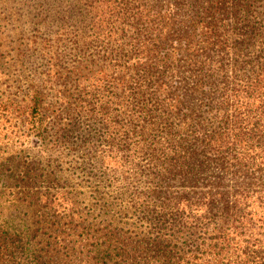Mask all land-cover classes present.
<instances>
[{"label":"trees","instance_id":"obj_1","mask_svg":"<svg viewBox=\"0 0 264 264\" xmlns=\"http://www.w3.org/2000/svg\"><path fill=\"white\" fill-rule=\"evenodd\" d=\"M15 3L56 160L0 165V264H264V0Z\"/></svg>","mask_w":264,"mask_h":264},{"label":"rangeland","instance_id":"obj_2","mask_svg":"<svg viewBox=\"0 0 264 264\" xmlns=\"http://www.w3.org/2000/svg\"><path fill=\"white\" fill-rule=\"evenodd\" d=\"M47 4L56 6V0H46ZM18 8L16 6L15 0H5L0 2V38L7 37L6 35L11 34L16 31L17 26H20L21 22L18 15L16 14ZM15 13V15H14ZM182 26L181 24H178ZM175 27H178L177 24ZM186 29V26H183ZM56 31V29H54ZM172 32V30H170ZM54 48L52 49V54L56 56V38L52 39ZM15 40L7 41L5 47L0 49V165L7 164L6 160H11L14 155L15 157H23L25 160L30 159V156L33 157L37 155H46L50 154L56 160V147L52 144L54 138L51 134H48V139H46L47 145H38L40 144L39 140L32 135L28 137L23 136L24 128H29L28 123H23V120H26V115L21 113V108L19 104L22 103V100H29L30 94L33 91L34 86H39L46 93L50 89L49 81L45 76L47 69H36V72H42V75L39 76V81L36 80L38 77H34V72L29 70H24L26 65H21L20 71L15 63V60L11 56L15 53L13 46H15ZM44 45V44H43ZM37 55V54H36ZM32 62V61H31ZM35 63V62H34ZM39 64H44L45 61H40ZM54 64V63H53ZM52 66V65H51ZM53 75V73L51 74ZM45 77V78H44ZM44 79V80H42ZM38 81V82H36ZM48 82V84L46 83ZM55 85L52 88V97L46 98L45 93L43 92L42 98L47 102L54 104V112H51V116L56 120V80L53 77L51 81ZM43 84V85H42ZM44 86H47L46 88ZM22 129L20 136L16 135ZM27 130V129H25ZM50 133H53L52 130H49ZM22 135V136H21ZM37 143V144H36ZM46 152L47 154H43ZM26 160V161H27ZM17 162L22 163L20 160Z\"/></svg>","mask_w":264,"mask_h":264}]
</instances>
